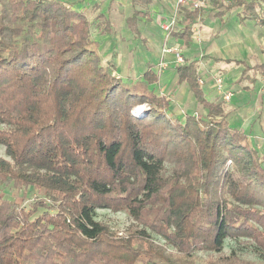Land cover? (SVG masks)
<instances>
[{
	"label": "trees",
	"instance_id": "obj_1",
	"mask_svg": "<svg viewBox=\"0 0 264 264\" xmlns=\"http://www.w3.org/2000/svg\"><path fill=\"white\" fill-rule=\"evenodd\" d=\"M150 1L131 0L133 8ZM231 7L239 21L264 25V0ZM178 11L185 27L176 37L187 43L201 9ZM95 27L113 35L102 13L90 20L74 3L0 0V264H197L195 252L221 254L226 239L239 238L264 257L260 153L220 104L204 99L196 63L176 71L207 113L181 120L151 87L157 74L123 79L103 62ZM139 106L142 116L133 114ZM114 184L125 197L110 202ZM10 186L42 198L24 210L4 196ZM155 200L167 230L158 233L174 258L149 243L133 247L150 241L144 223L116 239L95 219L98 209H118L141 222Z\"/></svg>",
	"mask_w": 264,
	"mask_h": 264
},
{
	"label": "crops",
	"instance_id": "obj_2",
	"mask_svg": "<svg viewBox=\"0 0 264 264\" xmlns=\"http://www.w3.org/2000/svg\"><path fill=\"white\" fill-rule=\"evenodd\" d=\"M232 1L190 0L201 2L202 8L187 43L176 37L185 27L183 13L176 12L177 0H151L146 6L134 8L131 0H85L89 3L85 5L98 3V12L113 29V35H100L97 29L94 39L100 42L102 60L112 61L123 79H139L147 69L157 74V83L151 87L167 99L169 114L181 120L188 114L207 113L188 84L178 80L176 69L181 63L176 54L183 63L195 62L204 99L223 107L229 126L240 130L259 151L264 167V72L253 70L264 65V25L250 19L239 21V8L231 7ZM189 5L181 7L193 10ZM135 10L141 16L134 18ZM173 16L178 17L176 29L166 34L162 23ZM146 17L151 20L146 21ZM217 76L223 77L225 89L231 94L227 101L215 91Z\"/></svg>",
	"mask_w": 264,
	"mask_h": 264
},
{
	"label": "rangeland",
	"instance_id": "obj_3",
	"mask_svg": "<svg viewBox=\"0 0 264 264\" xmlns=\"http://www.w3.org/2000/svg\"><path fill=\"white\" fill-rule=\"evenodd\" d=\"M74 4L77 9H82V11L90 20H93L96 14L99 13V10L95 11L92 6L86 7V5H88L89 3L85 2V0H75ZM201 8L202 7H200V9ZM177 10L178 8L176 6V12ZM177 18L178 17L173 16L172 19H167L162 23L163 26H165L172 20H174V25L171 26L167 32L162 29L166 34H171L176 29L175 24ZM97 34V28L95 27L92 30V38L94 39ZM108 63L113 62L109 61ZM146 110V106H139L134 109L133 114L136 116H142ZM0 157L5 158L4 148L2 146H0ZM168 168L169 170L171 169V167ZM112 188L113 191L111 193V199H109L110 202H114L125 197V193H123L122 187L118 186V184H114ZM4 196L19 204L20 207L24 210H29L31 204L35 199L42 198L30 188H17V186H10L5 188ZM161 205L162 202L155 200L148 208V210L143 213V220L141 222H136L135 220H133V218H131L125 210L118 209H98L96 210L95 219L106 225L109 231L113 233V237L116 239L125 238L128 235L127 233L129 232H133L130 234H134L136 230H141L142 228H144L142 225L144 223L150 226V229L148 230L150 241L133 240V247L140 249L143 252L147 249L149 243L155 249L166 248V252L171 254L174 258L178 253L171 249L169 246H166L163 237H161V235L158 233L162 232L163 230L164 232L167 231L162 227L163 217L161 216L160 211L162 210L161 208L163 205ZM231 252H234L239 256L238 264H264V257L259 255V252L257 253L254 246L250 245L248 240L244 238H239L238 240L226 239L224 241L221 254L208 251H198L194 253V258L197 264H206L212 261H214V264H231L230 261L236 263V260H229L228 256Z\"/></svg>",
	"mask_w": 264,
	"mask_h": 264
},
{
	"label": "built area",
	"instance_id": "obj_4",
	"mask_svg": "<svg viewBox=\"0 0 264 264\" xmlns=\"http://www.w3.org/2000/svg\"><path fill=\"white\" fill-rule=\"evenodd\" d=\"M193 9H198L202 7L201 2H190V0H177V8L180 6L188 5ZM174 25V20H172L169 24L162 26V29L167 32L171 26ZM177 60L179 63H183L181 56L177 53ZM214 85L216 93L225 101L229 100L231 97L230 92H227L225 89L224 79L221 76H217L214 78Z\"/></svg>",
	"mask_w": 264,
	"mask_h": 264
}]
</instances>
